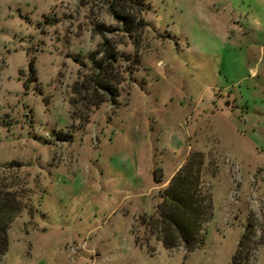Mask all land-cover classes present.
<instances>
[{
	"label": "rangeland",
	"instance_id": "374dc122",
	"mask_svg": "<svg viewBox=\"0 0 264 264\" xmlns=\"http://www.w3.org/2000/svg\"><path fill=\"white\" fill-rule=\"evenodd\" d=\"M110 3L0 0V264H264V0H147L134 33ZM192 156L187 251L157 211Z\"/></svg>",
	"mask_w": 264,
	"mask_h": 264
},
{
	"label": "trees",
	"instance_id": "16d2710c",
	"mask_svg": "<svg viewBox=\"0 0 264 264\" xmlns=\"http://www.w3.org/2000/svg\"><path fill=\"white\" fill-rule=\"evenodd\" d=\"M147 0H111L110 8L114 17L123 24L128 33L142 31L146 25L141 14L146 10ZM114 53H111V56ZM97 62V61H96ZM32 65V62H31ZM101 66V61H99ZM105 88L109 91L110 86ZM202 157L187 158L162 190V200L158 205L159 224L166 247L183 246L192 251L204 244L206 225L213 216V200L202 189ZM13 200L12 197L7 200ZM0 201V260L9 246L8 221L2 214L10 209L11 203Z\"/></svg>",
	"mask_w": 264,
	"mask_h": 264
}]
</instances>
